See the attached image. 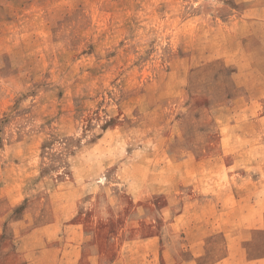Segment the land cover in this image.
Returning <instances> with one entry per match:
<instances>
[{
	"label": "rangeland",
	"instance_id": "rangeland-1",
	"mask_svg": "<svg viewBox=\"0 0 264 264\" xmlns=\"http://www.w3.org/2000/svg\"><path fill=\"white\" fill-rule=\"evenodd\" d=\"M247 208L262 224L264 10L0 0V264H163Z\"/></svg>",
	"mask_w": 264,
	"mask_h": 264
},
{
	"label": "crops",
	"instance_id": "crops-1",
	"mask_svg": "<svg viewBox=\"0 0 264 264\" xmlns=\"http://www.w3.org/2000/svg\"><path fill=\"white\" fill-rule=\"evenodd\" d=\"M245 1L240 0V3L247 11L264 10V3L248 4ZM238 213L239 220L234 216V220L219 224L212 222L209 226L202 224L187 231L184 237L186 240L166 247L163 264H264V254L253 255L248 243L253 240L255 233L264 234L263 210L259 213V218L262 216L263 219L262 224L251 221L252 212L249 208ZM54 256L52 264L77 263V260L62 258L61 251Z\"/></svg>",
	"mask_w": 264,
	"mask_h": 264
}]
</instances>
